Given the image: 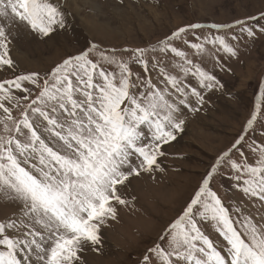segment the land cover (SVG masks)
<instances>
[{
	"label": "snow or ice",
	"instance_id": "1",
	"mask_svg": "<svg viewBox=\"0 0 264 264\" xmlns=\"http://www.w3.org/2000/svg\"><path fill=\"white\" fill-rule=\"evenodd\" d=\"M68 16L60 0H0V199L17 208L0 220V264H87L85 253L99 251L118 208L134 206L130 178L163 171L164 147L184 131L186 110L199 111L208 92L223 89L192 57L211 55L223 70L216 53L236 57L242 37L264 35L261 12L179 27L149 47L123 49L127 55L92 44L43 75L20 70L13 33L48 37L68 28ZM262 106L264 86L242 134L140 264H264V128L254 127L258 119L264 125ZM217 175L242 197L230 207L211 186Z\"/></svg>",
	"mask_w": 264,
	"mask_h": 264
},
{
	"label": "rangeland",
	"instance_id": "2",
	"mask_svg": "<svg viewBox=\"0 0 264 264\" xmlns=\"http://www.w3.org/2000/svg\"><path fill=\"white\" fill-rule=\"evenodd\" d=\"M60 3L69 13L66 30H57L48 37L30 29L13 33L11 55L23 72L43 75L92 44L100 50L116 49L119 55H127L123 49L149 47L179 27L193 23H233L264 12V0H60ZM177 46L192 52L181 42ZM215 55L223 70L211 55L192 58L215 74L223 89L208 92L207 103L198 106L199 111L186 110L184 131L164 147L166 155L160 158L163 171L157 169L130 178L127 192L130 198L135 197L134 206L118 208V219L103 229L99 251L85 253L87 264H140L164 228L181 214L216 158L244 131L259 88L264 86V35L257 31L254 39L242 37L236 57ZM166 60L169 70L175 72L170 66L171 55ZM104 66L114 70L112 66ZM134 71L143 75L139 66H134ZM191 83L194 85L195 81ZM254 127L259 130L264 125L258 119ZM256 138L259 139V131ZM245 151L251 159V154ZM232 155L239 161L238 153L234 151ZM221 171L227 173L230 169ZM211 186L226 206L230 207L234 196L240 197L239 192L231 190L230 181L219 175ZM16 211L14 204L0 199V220ZM203 229L223 243L208 223Z\"/></svg>",
	"mask_w": 264,
	"mask_h": 264
}]
</instances>
